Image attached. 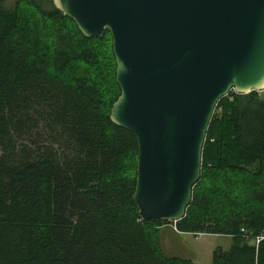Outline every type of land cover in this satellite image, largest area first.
Listing matches in <instances>:
<instances>
[{
  "label": "trees",
  "instance_id": "1",
  "mask_svg": "<svg viewBox=\"0 0 264 264\" xmlns=\"http://www.w3.org/2000/svg\"><path fill=\"white\" fill-rule=\"evenodd\" d=\"M119 92L108 30L85 37L52 0H0V264H192L161 248L172 223L231 238L211 264H264V90L219 98L175 222L138 215Z\"/></svg>",
  "mask_w": 264,
  "mask_h": 264
},
{
  "label": "water",
  "instance_id": "2",
  "mask_svg": "<svg viewBox=\"0 0 264 264\" xmlns=\"http://www.w3.org/2000/svg\"><path fill=\"white\" fill-rule=\"evenodd\" d=\"M85 37L108 30L111 121L137 140L142 220L185 216L220 97L264 90V0H52Z\"/></svg>",
  "mask_w": 264,
  "mask_h": 264
},
{
  "label": "rangeland",
  "instance_id": "3",
  "mask_svg": "<svg viewBox=\"0 0 264 264\" xmlns=\"http://www.w3.org/2000/svg\"><path fill=\"white\" fill-rule=\"evenodd\" d=\"M14 2L15 0H5V5L10 7ZM159 230L163 252L169 256L187 259L192 264H211L214 251L217 249L226 250L232 243L229 236L219 234L194 235L187 233L176 236L173 223L164 224Z\"/></svg>",
  "mask_w": 264,
  "mask_h": 264
},
{
  "label": "built area",
  "instance_id": "4",
  "mask_svg": "<svg viewBox=\"0 0 264 264\" xmlns=\"http://www.w3.org/2000/svg\"><path fill=\"white\" fill-rule=\"evenodd\" d=\"M262 91H263V90H262ZM173 222H175V221H173ZM173 227H174V229L176 230L174 224H173ZM198 234H201V233H198ZM263 238H264V234L262 233V234H260V235H258V236L255 237V242H258L259 240H261V239H263Z\"/></svg>",
  "mask_w": 264,
  "mask_h": 264
},
{
  "label": "crops",
  "instance_id": "5",
  "mask_svg": "<svg viewBox=\"0 0 264 264\" xmlns=\"http://www.w3.org/2000/svg\"><path fill=\"white\" fill-rule=\"evenodd\" d=\"M181 234H187V233H180V232H178V231L176 230V236L181 235ZM197 235H200V234H197Z\"/></svg>",
  "mask_w": 264,
  "mask_h": 264
}]
</instances>
